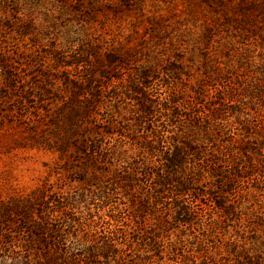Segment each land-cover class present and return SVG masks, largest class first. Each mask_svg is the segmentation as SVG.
<instances>
[{
  "label": "trees",
  "instance_id": "16d2710c",
  "mask_svg": "<svg viewBox=\"0 0 264 264\" xmlns=\"http://www.w3.org/2000/svg\"><path fill=\"white\" fill-rule=\"evenodd\" d=\"M203 1L217 14L199 28L159 24L132 46L80 37L50 64L37 60L35 21L0 10V103L17 101L4 111L32 118V135L40 123L32 146L68 177L0 200L1 243L15 239L1 264H141L160 245L185 263L264 264V208L248 192H264V8Z\"/></svg>",
  "mask_w": 264,
  "mask_h": 264
},
{
  "label": "rangeland",
  "instance_id": "374dc122",
  "mask_svg": "<svg viewBox=\"0 0 264 264\" xmlns=\"http://www.w3.org/2000/svg\"><path fill=\"white\" fill-rule=\"evenodd\" d=\"M238 1L245 4L246 8L252 7L255 3L264 8V0ZM140 2L142 3L138 4L137 0H128L129 10H124L119 14L108 12V8L112 5L121 4V0H0V10L4 14L14 15L15 19L22 20L19 23L30 18L35 21L39 27L38 33H40L34 48L38 53L36 57L38 61L45 60L48 64L60 57L67 60L75 49H79L78 38L80 37H84L85 42H88L91 36L94 42H99L98 36L102 40L105 38V41L108 38L109 41L117 40L118 44L123 42L127 46H132L138 43V40L141 41L149 37L148 33H152L153 28L159 24H165L174 33L179 26L190 25L194 27L195 24L199 28V25L209 20L211 15L215 17L214 15L217 14L212 12L210 8L208 10L207 4L203 0H141ZM250 3L252 5H249ZM84 6L94 9L95 16L92 19H84L86 11ZM139 8L141 10L145 8V13L149 16L150 21L142 15ZM66 32L80 33L79 37L72 41V44L75 45L64 39ZM6 34L9 37H16L14 29L8 28ZM130 34L133 37L128 43L127 36ZM98 44L101 45L100 42ZM34 70L35 68H30V73ZM163 77L164 75L158 81L152 82L153 85L159 88ZM0 81L3 85L5 79L0 77ZM15 104L17 101L10 99L2 100L0 103V114L3 116L0 119V200L27 198L46 179L50 183L62 184L66 188L68 177L65 173L62 172L61 175H57L52 172L56 166L57 154L47 148L39 149L32 146L33 139L41 135L40 123L36 122L37 133L32 135L33 131L27 129V125H33L32 118L21 117L18 111H4L9 108H16L14 107ZM50 172L51 176H48ZM252 182L237 183L234 186L232 197L236 198L241 192L253 188ZM81 189L80 182H72L73 191H80ZM248 192L251 193L256 205L264 208V192L261 190L257 192L249 190ZM87 198L96 197L89 195ZM237 199L244 201L248 198ZM12 240L11 245L2 244L0 240V264L4 254L15 255L12 248L15 239ZM16 248H20L18 253L23 252L21 247ZM179 250L178 253L183 251V254L187 256L194 253L191 248L187 247ZM144 252L143 250H140L139 253L133 252L129 259L134 260L132 256L137 257L136 254L143 255ZM159 254L158 258H148L149 256L154 257V255L145 253L144 256L147 257V260L142 261L141 264H191V262H183L182 258L177 256L178 254L170 248L167 249L166 246L160 245Z\"/></svg>",
  "mask_w": 264,
  "mask_h": 264
}]
</instances>
